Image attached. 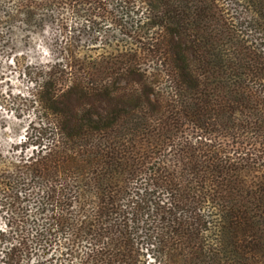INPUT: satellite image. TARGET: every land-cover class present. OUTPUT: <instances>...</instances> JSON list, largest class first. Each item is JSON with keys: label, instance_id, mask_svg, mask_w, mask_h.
Listing matches in <instances>:
<instances>
[{"label": "trees", "instance_id": "1", "mask_svg": "<svg viewBox=\"0 0 264 264\" xmlns=\"http://www.w3.org/2000/svg\"><path fill=\"white\" fill-rule=\"evenodd\" d=\"M98 2L119 35L37 74L0 171V264H264V0Z\"/></svg>", "mask_w": 264, "mask_h": 264}, {"label": "rangeland", "instance_id": "2", "mask_svg": "<svg viewBox=\"0 0 264 264\" xmlns=\"http://www.w3.org/2000/svg\"><path fill=\"white\" fill-rule=\"evenodd\" d=\"M95 1L89 4L81 0H33L27 6L18 7L13 0H0V32L5 34L11 29V33L8 31L10 46L0 43L1 173H16L15 164L21 158V151L28 146L27 139L39 127L33 102L37 74L56 63H65L70 57L92 55L104 35H119L122 13H118L113 4ZM12 9L30 11L33 17L27 21L22 15L7 22L3 13ZM35 141L36 138L30 140L31 143ZM5 216L0 205V232L10 229ZM145 253V264H154L147 250ZM47 257L50 255L44 260Z\"/></svg>", "mask_w": 264, "mask_h": 264}]
</instances>
